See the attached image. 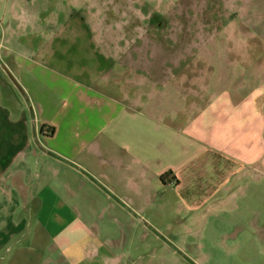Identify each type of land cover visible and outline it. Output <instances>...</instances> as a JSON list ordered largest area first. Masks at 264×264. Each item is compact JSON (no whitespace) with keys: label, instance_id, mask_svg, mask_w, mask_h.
Instances as JSON below:
<instances>
[{"label":"crops","instance_id":"obj_1","mask_svg":"<svg viewBox=\"0 0 264 264\" xmlns=\"http://www.w3.org/2000/svg\"><path fill=\"white\" fill-rule=\"evenodd\" d=\"M33 1L0 0V264H148L160 198L222 264H264V82L231 89L233 150L204 160L120 24Z\"/></svg>","mask_w":264,"mask_h":264},{"label":"rangeland","instance_id":"obj_2","mask_svg":"<svg viewBox=\"0 0 264 264\" xmlns=\"http://www.w3.org/2000/svg\"><path fill=\"white\" fill-rule=\"evenodd\" d=\"M68 1L88 23L99 7L97 20L120 24L131 52L147 56V68L138 63L132 72L148 73V108L163 105V119L182 122L186 148L203 159L233 150L226 143V99L233 88L264 82V0ZM31 3L27 8L40 7L39 0ZM177 210L175 199L148 206V228L162 230L148 235V264H222L217 240L187 231Z\"/></svg>","mask_w":264,"mask_h":264},{"label":"water","instance_id":"obj_3","mask_svg":"<svg viewBox=\"0 0 264 264\" xmlns=\"http://www.w3.org/2000/svg\"><path fill=\"white\" fill-rule=\"evenodd\" d=\"M12 78V77H11ZM12 80L14 81V83L16 84V81L14 80V78H12Z\"/></svg>","mask_w":264,"mask_h":264}]
</instances>
